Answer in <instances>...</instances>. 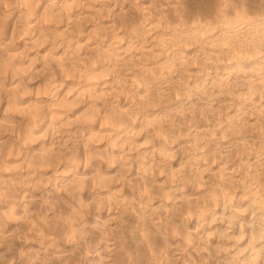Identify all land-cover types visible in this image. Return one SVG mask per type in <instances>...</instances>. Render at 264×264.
Instances as JSON below:
<instances>
[{
  "label": "bare ground",
  "instance_id": "1",
  "mask_svg": "<svg viewBox=\"0 0 264 264\" xmlns=\"http://www.w3.org/2000/svg\"><path fill=\"white\" fill-rule=\"evenodd\" d=\"M84 1L0 0V264H264V145L242 149L246 130L200 144L212 127L201 121L145 150L132 140L149 103L161 116L192 101L215 112L226 95L220 141L239 124L264 128V0H95L79 12ZM87 13L98 23L79 25ZM57 31L63 40L38 60ZM71 50L93 58L73 95L58 79ZM36 84L46 91L34 95ZM119 87L134 100L108 111L100 100ZM107 111V153L94 155V120ZM81 112L91 121L71 125Z\"/></svg>",
  "mask_w": 264,
  "mask_h": 264
},
{
  "label": "rangeland",
  "instance_id": "2",
  "mask_svg": "<svg viewBox=\"0 0 264 264\" xmlns=\"http://www.w3.org/2000/svg\"><path fill=\"white\" fill-rule=\"evenodd\" d=\"M90 1H91V2H90ZM92 1H94V2H92ZM96 1L99 3L100 0H96ZM96 1H95V0H89V1H88V0H85L84 2H81V3L79 4V5L81 6V8H79V5H78L77 10H78L79 12H82V11L85 12V11H87V9H88V10L90 9L89 11H91V10H93L92 8H90L91 6H90L89 8H87L86 6H87V5H88V6H89V5H92V3H95ZM249 1H251V2H250L251 4L255 5V4H257L260 0H258V1L255 0L257 3H256V2H252V1H254V0H249ZM101 2H105V1H104V0H101L100 3H101ZM241 2H242V1H241ZM83 3H84V6H85V7L83 6ZM89 3H90V4H89ZM239 3H240V2H239ZM85 4H87V5H85ZM163 5H164V4H163ZM82 6H83V7H82ZM160 7H162V6H160ZM160 7L158 6L156 9H157V10H160ZM83 8H84V9H83ZM86 8H87V9H86ZM158 8H159V9H158ZM85 9H86V10H85ZM84 10H85V11H84ZM161 10H162V9H161ZM91 12H92V11H91ZM92 14H93V13H92ZM92 14H91V15H90V13L84 14V15H87V16H84V17H86V18H82V19H81V21L83 22V24H82V22L80 21V22H79V25H82V26L84 25V26H86V27H89L92 23L97 24V23H98V21H97V19H98V18H97L98 14H97V13H94V14L97 15V16H95L94 14L92 15ZM88 15H89V16H88ZM87 17H90V18L88 19ZM93 17H94V18H93ZM85 19L88 20V21H89L90 19H91V20L93 19V20H92V23H91V21H89V23H90V24H89L88 21H86ZM94 19H95V20H94ZM85 21H86V22H85ZM95 21H97V23H96ZM45 22H46V21H45ZM84 22H85L87 25H86ZM80 23H81V24H80ZM51 24H53V23H51ZM53 25H54V27H59V25H57L55 22H54ZM98 29H99V28H98ZM99 31H100V30H99ZM99 31L96 29V30L94 31V32H95L94 34H99V33H100ZM57 32H58V31H57ZM96 32H99V33H96ZM58 33H59V34L57 35V37H56V35H55V33H54L53 36H51L52 38L50 37L49 40L46 41V42H50L51 40H53L54 37H56V38H55L56 40L54 39L53 41H51L53 45L51 44V42L46 44L47 47H49L51 50L49 49L50 51L48 50L47 52L44 51L43 53H41V55H39L40 57H39L38 60H43V59L46 60L47 57H50V55H52V54L54 53V51H55V49H53V48L55 47L54 41H55V43L60 44V42H61V41L63 40V38H64V37H63V35H64L63 33H61L60 31H59ZM56 34H57V33H56ZM87 34H89V32L86 33V35H87ZM59 35H62V37H60ZM58 36H59L60 39H57ZM247 38H248V37H246V38H244V39H247ZM57 41H58V42H57ZM36 43H37V44H35V46H36L37 48L35 47V49H39L40 47H42L41 45H43V44L40 45V44H39V43H40L39 41L36 42ZM51 45H52V46H51ZM38 46H39V47H38ZM51 51H52V53H50ZM76 51H77V50H76ZM76 51L74 52V51L71 50V51H70V56H69V58H70V57H71V58L68 59V62H70V64L68 63V65H69L68 67H69V69H71V68H72V69L75 68V70H74L75 73H74L73 70L71 69L70 74H69V73H68V74H67V73H62L63 76L61 75V73L58 74V76H59L58 79H59V80H60V79H61V80L63 79L64 82H66V85H67V86H69V85L72 86L71 88H73V89H72L71 91H73V93L70 91V92H71V95H73V94H74V91L76 90V84H77V82H78V77H79L82 73L86 72L87 69L90 70V69L93 67V65H92V63H91L92 61L90 62V60L93 59L91 56H88V57H87L86 54L84 55V51L82 52V51H80V50L77 51L78 54H80L79 56H77V52H76ZM48 52H49V54H48ZM45 53H46V54H45ZM73 53H76V54L73 55ZM47 54H48L49 56H47ZM42 55H43V57H42ZM45 55H46V58L44 57ZM75 55H76V56H75ZM87 55H89V54H87ZM73 56H74V57H73ZM80 56H81V58H80ZM83 56H84V57H83ZM85 56H86V59H85ZM40 58H41V59H40ZM87 58H88V59H87ZM90 58H91V59H90ZM78 59H79V60H78ZM80 59H81V62H79ZM82 59L85 60V61H83ZM89 59H90V60H89ZM77 60H78V61H77ZM76 61H77L79 64H81V65H79ZM87 61H88L89 63H88ZM142 61H143V60H142ZM72 62H73V63H72ZM74 62H75V63H74ZM84 62H85V63H84ZM145 63H147V62H145ZM85 64H86V65H85ZM90 64H91V65H90ZM83 65H85V66H83ZM89 65H90V66H89ZM70 66H71V67H70ZM81 66H83L84 68H83V67L80 68ZM99 67H100V66L96 65V68H99ZM77 68H78V69H77ZM153 68L156 69V70L158 69L159 71H160V69H161L160 67L158 68V67H156V66H154ZM80 71H81V72H80ZM71 73H72V75L74 76V78H73V76L71 75ZM79 74H80V75H79ZM65 75H66L67 77H66ZM172 75L177 76L178 73H177L176 71H174V72L172 73ZM42 76H43V74H42ZM70 76H71V77H70ZM76 76H77V77H76ZM32 77H33V76H32ZM32 77H30L29 79H31ZM64 77H65V78H64ZM68 77H69V78H68ZM159 83H162V86H163V82H162L161 80L159 81ZM37 85H38V84H36V85L34 86L35 88H32V89L30 90V92L33 91V94H34V95H36V94H38V95L42 94V92L40 93V92H38V91H42L41 88H43L44 85H42V87H41L40 89H39V87H38ZM74 85H75V87H73ZM37 87H38V88H37ZM45 87H46V85H45ZM45 87L43 88V91H46V88H45ZM120 87H121V86H120ZM120 87H119V90L114 88V89H115V90L113 89V90L115 91V92L113 91L114 93H113V92H110L111 94H109V95L106 94V97H107V95H108V97H107L106 99H105V95L102 96V99H101L100 101L103 102V103H105V105H104L105 109H106V108L108 109V107H110L111 105H115V104H116V105L118 104V106H120V105H121V101H122V100H125V99H127V100L129 101V99L132 98V99H130V101L134 100V97H132V96H133L132 93H130V92H131V91H130V88H128V87H125V88H124V87H123V88L120 90ZM163 87H164V86H163ZM36 89H37V90H36ZM74 89H75V90H74ZM127 90H128L129 92H128ZM35 91H36V92H35ZM117 91L120 92V93H122L123 95H122V94H118ZM37 92H38V93H37ZM70 92H68V93H70ZM116 92H117V93H116ZM127 92H128V94H127ZM44 93H45V92H44ZM117 94L120 95V96L122 95V96L120 97V96H118ZM124 94H125V95H124ZM112 95H114L113 98H111ZM116 95H117V96H116ZM126 95H128V97H127ZM110 96H111V97H110ZM115 96H116V97H115ZM227 96H229V95H226V97H225L224 100L222 101V104L219 106L220 108L218 107V109L215 110V112H218V113L223 112V114H220V115H218V116H217L218 113L216 114V113L214 112V110H212V109H210V110L208 109L209 111H208V110H204L205 108L202 106L201 103H200L199 105H198V103H196V105H197V107H196L194 101L191 102L192 105H191V104L188 105L189 108H185V107H188V106H186V105H185V106H184V105H180V107H178L175 111H171V114H168V113H170V112H168V113H166V115L161 116L159 113H156L158 110L151 111V110H153V107H151L152 103H151V104L149 103L148 106H150V111H144V112H143L142 114H140V115H138L137 113H135L134 115H136V114L138 115V118H137V115H136L135 120L133 119L134 116H132V117H133V118H132V119H133V122L135 121V122L133 123V124H134V125H133V126H134V130L137 129L136 131H138V132L135 131L134 136H133V138H132V140H133V144H134V151L137 152L136 150H139V148L145 150L146 145H148L149 143L154 142V141H155L154 143H157V142H161V143H162L163 141L166 140V138H167V139H170V140H173V139L175 138L176 140H178L179 137H182V138H183V137H186V131H185V130L187 129L188 125L194 124V122H195V123H199L198 121H201L200 124H201V123H206V122H207V123H209V124L211 125V123H212L211 126L213 127V130H212V129H211L212 127L209 126V127H211V128H210V130L208 129V130H207L208 132L206 131V134H204V136L201 138L202 140L199 142L200 144H202V143H207V142H208V143H209V142H210V143H214V142H215V143L217 144V143H222V142H224L225 140H226V141H225L224 143H229L230 140H231V138L234 139V138H236L235 136H239V137H241V136L245 135V134H243V133L245 132L244 130H246V131H247V132H246V133H247V136L245 135V139H243V140H246V141L243 142L244 144L241 146L242 149H245V150H246L247 148H249V149H254V150H255V149H260V148L263 149V145H264L263 142H264V141H262V139L264 140V138H263V137H264V132H263V131H264V128H263V126H262V128H263V129H262V128H261V125H260V126H259V125H256V126H255V125L247 124V123H245V124H244V123H243V124H239L240 127H239V125H238V126H234V128H233L234 130L231 128V129L229 130L230 132L228 133L229 136H228L227 134H225V135H224L225 137H222V138H221V141H220V139H219V136H220L219 134H220V133H219V132H220V130H221L222 128L224 129V127H225L224 125H226V124H225V123H222V126H221L222 128H218L219 125L214 124L213 121L218 117V118L216 119V120H218V121L215 120L214 122H215V123L219 122V121H220L221 119H223V117L225 116V115H224V114H226L225 110L228 109V110L230 111V108H228L229 106L232 108V106H231V104H230V96H229L228 98H227ZM109 97H110L111 99H110ZM103 98H104L105 101H103ZM115 98H117V99L115 100ZM79 99H83V98H79ZM107 99H108V100H107ZM109 99H110V100H109ZM113 99H114V100H113ZM119 99H120V100H119ZM227 99H229V101H228ZM117 100H119V101H117ZM114 101H115V102H114ZM158 102H159V101H158ZM223 102H224V103H223ZM81 103H83V100H79V101H77L76 105H80ZM106 103H108V104H106ZM193 103H194V104H193ZM226 103H227V104H226ZM153 104H154V103H153ZM223 104H224V105H223ZM106 105H107V106H106ZM193 105H194L195 107H194ZM191 106H192V107H191ZM222 106H223V108H222ZM104 107H103V108H104ZM170 107H172V106H170ZM199 107L201 108V111H200V108H199ZM71 108H72V107L68 108V110H71V112L73 113V110H74V109H71ZM193 108H194V109H193ZM221 108H222V109H221ZM186 109H187V110H186ZM188 109H189L190 111H189ZM196 109H197V110H196ZM198 109H199V110H198ZM219 109H220V111H221V110H222V111L220 112ZM195 110H196V111H195ZM217 110H218V111H217ZM85 111H86V113H88V115H90V116H88V117H93V115L91 116V114H92L91 112H93V113L95 112V111H93V108H92L91 111H90V110H88V111L85 110ZM85 111H83V112H85ZM108 111H109V109H108ZM108 111H107V113H106V115L108 114V115L106 116V119H107V120H106L105 118H103V116H104L105 114H102L101 117L99 116L100 114H98V119H97V117H96V116H97V113H96V112L94 113V114L96 115V116H95L96 118H95V120H94V125H96V126H95L96 128L93 130V132H95V134H96V137H95V140H94V141H97V140L99 141V140L103 139V138L100 139V136H99V135H100V131H101V130H108V129H109V128L107 127V125H106L107 123H109L108 125L115 123V120H116L115 118H117V117H114V119H115L114 121H109V118H110V117H113V116H111V114H110ZM176 111H177V112H176ZM187 111H188V112H187ZM199 111H200L201 114L199 113ZM203 111H205V112H203ZM207 111L210 112L211 114H210V113L207 114V113H206ZM226 111H227V110H226ZM83 112H81V113L79 114V117L81 116V114L83 115ZM152 112H154V113H152ZM174 112H175L176 114H175ZM181 112H182V114H183V112L185 113V114H183L184 117L182 116ZM189 112H190V113H189ZM191 112H194V113H195V114L193 113L194 116H193V115L190 116V115H191ZM202 112H203V113H202ZM227 112H228V111H227ZM146 113H147V115H146ZM179 113H180V114H179ZM187 113H188L189 115H187ZM196 113H197V115H196ZM204 113H205V115H206L207 118L209 117V116H207V115H210L211 118H210V119L208 118L209 120H207V118L205 117V115H202V114H204ZM212 113H213V114H212ZM77 114H78V113H77ZM77 114H76V115H77ZM174 114H175V115H174ZM199 114H200V115H199ZM76 115H74L73 117H71L72 120H71V119H70V120H71L73 123L70 121L69 124H71V123H72L71 125H73V124H84V123H86L88 120H89L88 122L91 121V120H90L91 118H89V119H86V118H88V117L83 118V116H87V114L81 116V117L83 118V119H81V120H83V122H81L80 120H78V119H80L81 117L79 118L78 115H77V116H76ZM109 115H110V117L108 118ZM145 115H146L147 117H146ZM168 115H169V116H168ZM195 115H196V116H195ZM201 115H202V116H201ZM213 115H215V116H213ZM159 116H160V118H162V120L159 118ZM166 116H167V117H166ZM216 116H217V117H216ZM219 116H220V117H219ZM75 117H76V119H75ZM152 117H156V118H155V121L158 122V123H157L158 125H157V124H155L156 126H155V125H152L153 123H156L153 119H151ZM165 117H166V118H165ZM187 117L190 118L191 120H189V119L187 120ZM191 117H194L193 119H195V121H193V123H192V118H191ZM195 117H196V118H195ZM198 117H200V118H198ZM212 117H213V118H212ZM148 118L151 119V120L148 121ZM174 118H175V119H174ZM181 118H182L181 123H182L183 121H184V123H185V125L182 123L183 126H182V124H181L180 122H178V121H180ZM184 118H185V120H184ZM84 119H85L86 121H85ZM100 119H101V120H100ZM136 119H137V120H136ZM140 119H141L142 121H141ZM178 119H179V120H178ZM198 119H200V120H198ZM211 119H213V120H211ZM73 120H74V121H73ZM76 120H77V121H76ZM96 120H97V121H96ZM102 120H104V121H102ZM117 120H119V119H117ZM157 120H158V121H157ZM159 120H160V122H159ZM166 120H167V121H166ZM168 120H169V121H168ZM101 121H102V123H100ZM106 121H109V122L106 123ZM151 121H153V122H151ZM173 121H174V122H173ZM189 121H190V122H189ZM208 121H209V122H208ZM138 122H139V124H138ZM143 122H144V123H143ZM148 122H149V123L151 122V123L149 124ZM166 122H167V123H166ZM177 122H178V123H177ZM98 123H99V124H98ZM136 123H137V124H136ZM141 123H142V124H141ZM146 123H147V124H146ZM164 123H165V124H164ZM172 123H173V124H172ZM174 123H176V124H174ZM102 124H104V125H102ZM169 124H170V125H169ZM186 124H187V126H186ZM213 124H214V125H213ZM223 124H224V125H223ZM246 124H247V126H248L249 129L247 128ZM71 125H69V126H71ZM135 125H136V126H135ZM151 125H152V126H151ZM263 125H264V124H263ZM100 126H103L104 128H103V127L101 128ZM153 126H154V127H153ZM160 126H161L162 128H161ZM242 126L244 127V129H243ZM253 126H255V127H253ZM139 127H140L141 129H140ZM146 127H147V128H146ZM168 127H170V129H169L170 132H168V130H167ZM214 127H215V128H214ZM257 127H260L261 130H263V131H261L260 128L258 129ZM138 128H139V129H138ZM145 128H146V129H145ZM171 128H172V129H171ZM182 128H183V129L185 128V129L182 131ZM235 128H236V129H235ZM241 128H242V129H241ZM245 128H247V129H245ZM174 129H175L176 133H175ZM216 129L219 130V131H217ZM240 129H241V130H240ZM96 130H97V131H96ZM158 130H159V132H158ZM164 130H165V131H164ZM232 130L234 131V133H233ZM258 130H259V131H258ZM98 131H99V132H98ZM142 131H143V132H142ZM160 131H161V132H160ZM163 131H164V133H163ZM180 131H181V132H180ZM231 131H232V134H231ZM236 131H237V135H236ZM240 131H241V132H240ZM257 131H258V133H256ZM97 132H98V133H97ZM140 132H141V134H140ZM165 132H166V133L168 132V134L166 135ZM173 132H174V134H170V133H173ZM178 132H179V133H178ZM183 132H184L185 134H184ZM210 132H211L212 134H210ZM215 132H216V133H215ZM217 132H218V133H217ZM260 132H261V133H260ZM138 133H139V134H138ZM147 133H148L149 135H148ZM161 133H163V134H161ZM213 133H214V134H213ZM241 133H242V134H241ZM251 133H252V134H251ZM255 133L258 135V137H257V135H255ZM95 134H93L92 136H95ZM142 134H143V135H142ZM150 134H151V135H150ZM160 134L163 135V136H160ZM183 134H184V135H183ZM209 134H210V135H209ZM230 134H231V135H230ZM238 134H239V135H238ZM249 134H250V135H249ZM140 135H142V136H140ZM146 135H147V136H150V137L146 138V139H149V140H146V141H145L144 139H145V137H147ZM180 135H181V136H180ZM254 135H255V136H254ZM92 136H91V137H92ZM159 136H160V137H159ZM165 136H166V137H165ZM167 136H168V137L171 136V138H168ZM174 136H175V137H174ZM207 136H208V137H207ZM226 136H227L228 138H227ZM137 137H138L140 140H139ZM161 137H165V138L162 139ZM230 137H231V138H230ZM233 137H234V138H233ZM250 137H251V138H250ZM254 137H255V138H254ZM150 138H151V139H150ZM152 138H153V139H152ZM159 138L161 139V141H159V140H160ZM210 138H211V141H209ZM223 138H224V139H223ZM225 138H226V139H225ZM248 138H249V139H248ZM256 138H257V139H256ZM218 139H219V140H218ZM227 139H228V140H227ZM247 139H248V141H247ZM252 139H253V140H252ZM254 140H255V141H254ZM257 140H259L260 142L257 141ZM104 141H105V140H101V141H99V142H100L99 147L97 146V147H94V149H93L92 151L90 150V151H91V154L99 155V153H100V156H105L106 153H107V150H105L106 145L103 143ZM156 141H157V142H156ZM213 141H214V142H213ZM249 141H250V142H249ZM251 141H252V142H255V143H252ZM261 141H262V142H261ZM135 142H136V144H135ZM137 142H138V143H137ZM139 142H140V144H141V147H140ZM145 142H146V143H145ZM231 142H233V141L231 140ZM247 142H249L250 144L247 143ZM256 142H257V143H256ZM147 143H148V144H147ZM245 143H246V144H245ZM258 143H261V145L259 144V147L256 146V145H258ZM255 144H256V145H255ZM138 145H139V146H138ZM244 145H246L247 147L244 146ZM248 145H249V146H248ZM254 145H255V146H254ZM136 146H137V147H136ZM243 146H244V148H243ZM260 146H261V147H260ZM60 147H62V146H60ZM60 147H59V149H58L59 152L61 151L60 149H62V148H60ZM138 147H139V148H138ZM245 147H246V148H245ZM255 147H256V148H255ZM102 148H103V149H102ZM187 148H188V147H187ZM97 149H98L99 152L97 151ZM99 149H100V150H99ZM135 149H136V150H135ZM249 149H248V150H249ZM90 151H88V153H90ZM103 151H104V154H103ZM94 152H96V154H95ZM105 152H106V153H105ZM102 154H103V155H102ZM161 155L164 156V155H166V154L163 153V154H161ZM157 157H158V156H157ZM165 157H166V156H165ZM168 157H169V156H167V158H168ZM162 159H164V158H162ZM167 161H168L167 159L160 160V162L163 163V165H164V166L162 165L163 168L165 167L164 169H166V170H167V168H169V169H168V172H169V170L171 169V167H170L169 165H167V163H166ZM164 163H165L167 166H166ZM259 165H260V166H259ZM162 166H160V167L162 168ZM256 166H257V167H256ZM256 166H255L256 168H259V169H260V170L258 169L259 172L261 171V173H264V169H263V168H264V156H263V158L261 159V161L259 162V164L257 163ZM17 168H19V170L21 169L20 167H17ZM161 168H160V170H159V171H160V173H159L160 176H162L161 174L164 173L165 175L163 174V177H166L168 173H167L164 169H161ZM8 170H9V169H8ZM16 170H18V169H16ZM162 170H164V171L162 172ZM171 170H172V169H171ZM9 171H14V170L12 169V170H9ZM159 171H158V172H159ZM158 172H157V173H158ZM207 172H208V171H207ZM122 175H123V174H122ZM262 177H264V174H263ZM262 177H261V178H262ZM122 178H124V176H122ZM161 178H162V177H161ZM262 180L264 181L263 178H262ZM161 181H162V180H161ZM255 181H256V180H255ZM258 182H259V181H258ZM209 183H210V181H209ZM254 184H255V183H254ZM203 185H205V184H203ZM260 185H261V184H260ZM255 186H256V187H255ZM262 186H263V185H262ZM254 187L257 189V188L259 187V184L256 183V184L254 185Z\"/></svg>",
  "mask_w": 264,
  "mask_h": 264
}]
</instances>
